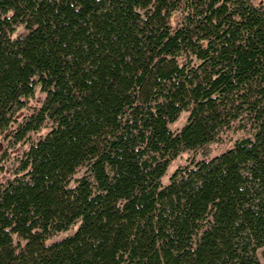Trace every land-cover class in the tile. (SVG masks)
I'll use <instances>...</instances> for the list:
<instances>
[{"label":"trees","instance_id":"16d2710c","mask_svg":"<svg viewBox=\"0 0 264 264\" xmlns=\"http://www.w3.org/2000/svg\"><path fill=\"white\" fill-rule=\"evenodd\" d=\"M0 136V264H264V0H0Z\"/></svg>","mask_w":264,"mask_h":264},{"label":"rangeland","instance_id":"374dc122","mask_svg":"<svg viewBox=\"0 0 264 264\" xmlns=\"http://www.w3.org/2000/svg\"><path fill=\"white\" fill-rule=\"evenodd\" d=\"M43 98H44V94L38 90L35 93L34 97L27 102L26 108L18 114V118H17L18 120L16 124L13 126V128L17 125V123L21 122L24 116L31 113L33 108L39 107L43 101ZM186 118H187V113H181L178 119L173 124L170 125V128L173 131L179 130L185 124ZM47 131H48V128H44L36 132L35 134H32L30 142L36 141L39 137L43 136ZM237 135L235 137H237ZM30 142L13 143L11 142L9 137L0 136V183L1 184H4L8 180L12 179L15 168L17 167L19 160L27 152ZM230 146H231V141H228V139H225V141L210 145V148L212 150L211 156H214L224 151ZM200 158L202 157H201L199 150L181 153L173 161H171L170 165L167 168L166 174L161 179V183L163 185L167 184L168 178L170 177L171 173L176 167L185 165L186 163H188L190 159L197 160ZM71 232L72 231H70V233ZM63 237H64L63 233L58 234L52 237L49 241L59 240ZM259 259L261 262H263V258L261 257L260 252H259Z\"/></svg>","mask_w":264,"mask_h":264}]
</instances>
